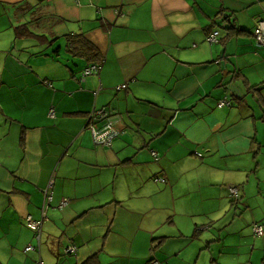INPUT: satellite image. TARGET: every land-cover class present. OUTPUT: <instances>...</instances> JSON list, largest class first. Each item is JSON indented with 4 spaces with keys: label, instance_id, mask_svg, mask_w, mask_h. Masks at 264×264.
Listing matches in <instances>:
<instances>
[{
    "label": "crops",
    "instance_id": "crops-1",
    "mask_svg": "<svg viewBox=\"0 0 264 264\" xmlns=\"http://www.w3.org/2000/svg\"><path fill=\"white\" fill-rule=\"evenodd\" d=\"M259 20L264 0H0V264H264Z\"/></svg>",
    "mask_w": 264,
    "mask_h": 264
},
{
    "label": "built area",
    "instance_id": "built-area-1",
    "mask_svg": "<svg viewBox=\"0 0 264 264\" xmlns=\"http://www.w3.org/2000/svg\"><path fill=\"white\" fill-rule=\"evenodd\" d=\"M80 1V0H77ZM219 32L214 33L213 35L209 36L208 42L211 44L218 43V36ZM255 37L257 38L258 43L261 45H264V21L259 20L257 23V27L255 29ZM97 70V67H92L91 69H88L84 76H88L95 72ZM125 88V86H124ZM227 104V102H221L220 107H224ZM230 106V104H228ZM97 123H101L100 125H96ZM89 129L91 130L93 134L94 141L99 146H105L110 147L113 143V141L118 138L121 135V131L114 127L112 120L109 118V115L106 111H93L92 114L89 117ZM153 155L158 158V154L156 152H153ZM155 182H164V180L155 179ZM232 195L235 198H239V193L236 189H232L231 191ZM50 201L52 198L49 199ZM28 227L32 229L37 234V240L39 244L41 243V237H42V228H43V219L38 221L34 220L31 217L28 218ZM254 234L256 236H264V228L260 225H255L254 227ZM36 249L34 247H27L26 252H32ZM68 253H76L77 248L73 247L67 250ZM40 264H44L42 261Z\"/></svg>",
    "mask_w": 264,
    "mask_h": 264
},
{
    "label": "trees",
    "instance_id": "trees-1",
    "mask_svg": "<svg viewBox=\"0 0 264 264\" xmlns=\"http://www.w3.org/2000/svg\"><path fill=\"white\" fill-rule=\"evenodd\" d=\"M83 44H84L83 45V51L86 52L87 55L88 54H96V48L93 45H91V43L85 41V42H83ZM155 179H157V178H155ZM158 179H160V178H158ZM148 264H161V263L156 261V260H151L150 262H148Z\"/></svg>",
    "mask_w": 264,
    "mask_h": 264
},
{
    "label": "rangeland",
    "instance_id": "rangeland-1",
    "mask_svg": "<svg viewBox=\"0 0 264 264\" xmlns=\"http://www.w3.org/2000/svg\"><path fill=\"white\" fill-rule=\"evenodd\" d=\"M155 182V181H154ZM156 183V182H155ZM258 224H260V223H258ZM260 226H261V224H260ZM254 227H255V225L253 226L252 225V227H250V228H252V230H253V232H254ZM254 235V234H253ZM254 238H255V236H253ZM257 237H264V236H257ZM253 241H254V239L252 238V243H253ZM38 253V252H37ZM247 254V255H246ZM246 255V256H245ZM248 252H245V254H244V256L242 257V261H243V263H245V262H248L249 263V257H248ZM195 258L196 259H198V255H195ZM202 259V258H201ZM202 260H204L205 261V258L204 259H202ZM201 264H202V262H201Z\"/></svg>",
    "mask_w": 264,
    "mask_h": 264
},
{
    "label": "water",
    "instance_id": "water-1",
    "mask_svg": "<svg viewBox=\"0 0 264 264\" xmlns=\"http://www.w3.org/2000/svg\"><path fill=\"white\" fill-rule=\"evenodd\" d=\"M235 88H236V87H235ZM233 89H234V87H233ZM233 89H232V90H233ZM233 91H234V90H233Z\"/></svg>",
    "mask_w": 264,
    "mask_h": 264
}]
</instances>
